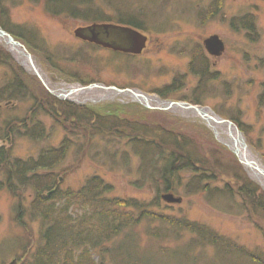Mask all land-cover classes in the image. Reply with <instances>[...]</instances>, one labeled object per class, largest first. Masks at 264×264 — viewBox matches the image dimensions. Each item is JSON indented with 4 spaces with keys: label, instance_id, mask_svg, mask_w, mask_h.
Wrapping results in <instances>:
<instances>
[{
    "label": "rangeland",
    "instance_id": "rangeland-1",
    "mask_svg": "<svg viewBox=\"0 0 264 264\" xmlns=\"http://www.w3.org/2000/svg\"><path fill=\"white\" fill-rule=\"evenodd\" d=\"M47 2L48 0H16L13 6L8 2V6L14 22L39 32L48 53L47 62L42 64L36 57L43 74L51 83L59 88L97 83L118 88H135L161 99L164 98L157 90L172 86L168 93L170 100L210 107L218 115L232 120L238 127L240 124L246 128L252 142L239 127L247 144L264 160V0H228L222 15L203 22L198 13L207 8L210 0H92V4L99 7L105 17L115 19L119 13H135L139 18L145 19L146 30L135 28L147 37L146 47L139 55L113 51L90 42L87 45V41L75 35V30L92 23L52 15L47 10ZM246 15L254 19L255 34L249 35L242 28L235 30L230 24L234 17ZM108 23L123 26L117 22ZM212 35H219L224 42L225 49L219 56L210 54L204 46V40ZM196 48L204 50L206 57V67L196 60V69L200 71H195L190 66L194 60L191 53ZM2 55L11 59L15 65L18 64L23 70V76L37 79L30 81L33 84V97H38L42 92L53 95L42 79L27 68L9 47L0 42V59ZM64 73H70V78L74 80L69 81ZM14 76L9 63H2L0 60V89L13 80ZM195 100L200 102L194 103ZM113 101L138 103L121 96L103 100L100 97H95L94 100L89 97L85 101L74 103ZM13 103L0 101V147L9 152L7 161L33 160L42 149L59 146L65 137L72 139L74 146L81 145V142L86 144L89 140V147L83 158L80 159V151L73 147L55 171L59 177L58 189L77 191L88 178L98 175L113 186L112 195L145 201L154 197L155 189L151 184L144 188H138L134 184L139 177L137 157L132 156L127 165L120 161L112 165L110 160L104 158L103 151L100 152L105 137L98 133L93 135L91 131L87 140L81 127L78 129L79 136H73L75 126L67 123L62 116L59 118L48 113L46 108V112L39 111L33 117L34 113L29 109L36 103L34 100ZM148 109L155 111L149 115L150 119H155L156 122L163 119L157 112L163 110ZM168 113L204 123L210 130L204 132L208 137L193 126L194 129L190 128L192 131L188 130L196 139L199 151L207 155L210 161L218 162L222 167L220 169L233 167L244 170L239 156L228 145L230 141L225 142L217 137L206 121L178 112ZM25 118V126L29 129L36 120L42 121L45 139L30 140L18 133L26 130L20 126L21 120ZM165 120L170 128H176L173 118L167 116ZM9 125H17L18 130H14L17 133L2 135ZM221 137L227 138L223 133ZM185 175L189 176L184 174L183 178ZM247 175L249 176L248 173ZM4 176L1 172L0 187L1 183L5 185L0 188V264H22L27 256L37 251L42 225L39 217H35L30 209L35 197L33 189L17 184L18 179L15 178L13 182L18 188L14 193L13 189H8ZM237 180L233 173L229 175L221 172L218 181L211 182L210 189L215 190L216 194L201 192L189 195L185 187H181L177 192H170L175 197H181V203L163 201L173 206V213L176 215H186L191 221L197 220L210 225L224 236L233 238L250 249H261L264 253V218L253 214L252 201L247 199L244 204V194L240 191ZM227 184H230L228 190L231 191H227V195L220 194L219 191L225 189ZM187 239L189 240V236ZM185 241L186 238H182L178 244H184ZM208 252L209 256L213 255V249H208Z\"/></svg>",
    "mask_w": 264,
    "mask_h": 264
},
{
    "label": "trees",
    "instance_id": "trees-1",
    "mask_svg": "<svg viewBox=\"0 0 264 264\" xmlns=\"http://www.w3.org/2000/svg\"><path fill=\"white\" fill-rule=\"evenodd\" d=\"M227 1L210 0L207 8L198 13L200 21L222 15ZM8 2L13 6L16 0H0L1 27L22 42L42 64L47 62L48 53L39 32L14 22ZM92 3V0H48L46 6L55 16L86 23L117 22L146 30L145 19L137 14L119 13L113 19L105 17L102 10ZM253 20L252 16L247 15L234 17L230 24L233 29H246L252 35L255 34ZM191 54L194 59L190 64L192 69L200 71L196 69V60L203 67L207 66L204 50L196 48ZM1 58L2 63H9L15 76L0 89V101H16L13 104H18L34 100L36 103L29 109L34 113L33 117L47 109L48 113L59 118L62 116L67 123L75 126L73 136H79L80 127L87 140L91 131L93 135L98 133L105 137L100 152L103 151L106 160H110L112 165L119 161L127 165L132 156L137 157L139 177L134 181L135 186L144 188L151 184L155 189L154 197L148 201L120 197L112 195L113 186L98 175L88 178L77 191L58 189L59 177L55 171L73 147L80 151V159L83 158L89 140L86 144L74 140L81 142V145L74 146L72 139L65 137L59 146L44 148L37 158L24 162L20 159L7 161L9 152L0 147V173L5 174L4 182H8V189H13L14 193L18 188L13 182L15 178L18 179L17 184L33 189L35 197L30 209L35 217H39L42 225L37 251L27 256L22 264H264L261 249H250L210 225L191 221L186 215H176L173 206L163 201L164 194L177 192L181 187H185L189 195L201 192L216 194L215 190L210 189L211 182L218 181L221 172L233 173L244 194V204L247 199L252 201L253 214L264 218V189L252 181L242 168L220 169L222 167L218 162L210 161L207 155L199 151L196 139L188 130L192 131L190 128L195 127L208 137L204 132L210 130L204 123L164 111H157L163 119L156 122L149 118L155 111L133 102L77 104L56 98L48 92L33 97V84L30 81L37 79L23 76L18 64L15 65L4 55ZM63 75L69 81L73 79L70 73ZM171 90L172 86H167L157 91L162 98L169 99ZM198 101L194 103L198 104ZM167 116L176 121L175 129L167 125ZM21 121L20 126L26 130L18 133L30 140L45 139L42 121L36 120L31 129L25 126L26 118ZM239 127L251 141L248 130L240 124ZM14 130H18L17 125H9L2 135L17 133ZM184 174L189 176L183 178ZM229 186L227 184L225 189L218 191L227 195V191H231L228 190ZM182 238L187 241L178 244ZM208 249H213L212 256L208 255Z\"/></svg>",
    "mask_w": 264,
    "mask_h": 264
},
{
    "label": "water",
    "instance_id": "water-1",
    "mask_svg": "<svg viewBox=\"0 0 264 264\" xmlns=\"http://www.w3.org/2000/svg\"><path fill=\"white\" fill-rule=\"evenodd\" d=\"M91 31L90 36L85 35L86 28L78 27L75 30V35L82 40L100 45L104 48L111 49L113 51L123 52L132 55H139L143 52L146 47L147 37L145 34L141 33L139 30L130 26H120L113 23H92L87 27ZM109 30L112 34L108 40L101 39L98 35V30ZM0 42L11 49L15 54V49L21 54V62L30 63L32 66L30 69L35 73L43 83L48 87V78L43 77V74L39 71L37 67L39 61L35 55H33L27 47L15 39L10 33H8L0 25ZM204 46L210 54L219 56L225 49L224 42L219 35H212L204 40ZM40 67V65H39ZM101 91L100 100L103 99H114L116 96L126 97L131 101L138 102L145 107L152 109H160L167 112H178L183 115L198 117L209 125V127L214 131L217 137H221L222 133L216 131L220 129L221 126H226L229 130V135L226 140H229L228 145L236 152L240 158V162L243 165L244 170L249 174L250 178L258 183L264 189V160L255 153V158L244 159L242 158L241 148L249 149V146L244 137V133L239 129V127L229 119H225L215 113L210 107H203L200 105H194L183 101H173L164 100L149 93H145L139 89L135 88H118L115 86H106L103 84H90V85H76V87H65L60 91H51L53 95L60 99H67L72 102L74 101H85L87 91ZM79 91L83 94V98H77L73 96V93ZM94 100L93 97H91ZM214 123L217 126H213ZM221 139V138H220ZM222 140V139H221ZM226 142V141H225ZM164 200L170 203H181V197H175L172 193H166L162 196Z\"/></svg>",
    "mask_w": 264,
    "mask_h": 264
},
{
    "label": "bare ground",
    "instance_id": "bare-ground-1",
    "mask_svg": "<svg viewBox=\"0 0 264 264\" xmlns=\"http://www.w3.org/2000/svg\"><path fill=\"white\" fill-rule=\"evenodd\" d=\"M15 55L17 57L21 58V54L16 49H15ZM24 64L26 65L27 68L32 69V66L31 65L29 66L30 63L27 62V63H24ZM37 67L39 68V71L41 72V74H43V71L41 70V67H39V65ZM43 77H44V74H43ZM47 81L49 82L48 83V87L54 92L55 91H60L62 89H65V87H62V88L57 87L54 83H51L49 79H47ZM74 87H76V85ZM84 93H86V98H89V97H94L95 98V97H100V95H101V92L98 91V90H95V91H91L90 90V91H87V92H84ZM84 93H80L79 91H76V92L73 93V96H76L77 98H79L81 96L80 98H83L84 97L83 96ZM63 100L64 101H69L67 99H63ZM212 124H213V126H217L214 123H212ZM217 127H220V126H217ZM215 130L220 132V134L221 133L225 134V136L229 135V130H228V128L226 126H221L220 129L218 128V130L217 129H215ZM220 138L223 139L224 141H229V140H226V138H222V137H220ZM240 148H241L242 158H244V159L255 158L256 155L254 153L253 148L252 149L249 148V149L246 150V149H244L242 147V145L240 146Z\"/></svg>",
    "mask_w": 264,
    "mask_h": 264
},
{
    "label": "flooded vegetation",
    "instance_id": "flooded-vegetation-1",
    "mask_svg": "<svg viewBox=\"0 0 264 264\" xmlns=\"http://www.w3.org/2000/svg\"><path fill=\"white\" fill-rule=\"evenodd\" d=\"M88 26H89L88 24H87V25L80 26V27H84V28H86V30H85V35H86V36H90V35L92 34L91 31H89V30L87 29ZM97 32H98L99 37H100L101 39H105V40H108V38H110L111 35H112V34L110 33L109 30H103V29H100V30H98ZM83 41H85V40H83ZM85 42H86V41H85ZM86 43H88V41H87Z\"/></svg>",
    "mask_w": 264,
    "mask_h": 264
}]
</instances>
